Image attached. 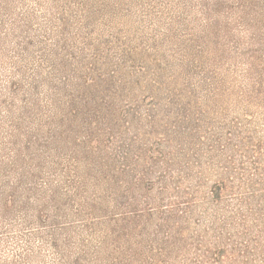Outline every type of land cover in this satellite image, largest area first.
Instances as JSON below:
<instances>
[{
	"label": "rangeland",
	"instance_id": "rangeland-1",
	"mask_svg": "<svg viewBox=\"0 0 264 264\" xmlns=\"http://www.w3.org/2000/svg\"><path fill=\"white\" fill-rule=\"evenodd\" d=\"M8 1L12 10L0 18L5 25L0 30V172L2 165L11 167L12 157L21 151L26 155L50 154V162L63 161L61 167L64 176L70 177L71 180L75 168L72 157L77 151L79 163L76 161V164L78 163L81 171L88 169V162L91 160H88L87 156L93 159L102 155L122 158L118 167L123 168L125 166L123 155L135 137L136 147L146 143L144 149L152 147L154 155L174 154L178 149L176 147L184 142V137L175 134L170 126L177 122L175 115L170 118L168 112L164 111V117L156 121L149 122L143 117L140 122L129 123L130 119L127 122L112 116L110 111L101 110L107 108L112 99H103L99 91L109 82L108 74L116 69L115 64L119 58L121 61L129 57L125 66L116 69L109 85L118 86L120 89L124 87L125 91L134 89L142 96H148L151 90L156 89L157 86H153L157 80L163 85L161 92H166L169 86L176 87L171 91L175 90L179 95L182 107L188 102L191 92L200 99L199 105H203L210 93V87L209 85L197 87L201 77L207 76L211 80L227 78L231 86L235 84L236 88H243L247 83L245 71L248 73L251 64H255V69L250 73L253 80L258 82V89L264 98V0H82V3L87 2V5H84L86 14H82L72 5L75 18L73 17L74 20L70 23L69 32L74 38L70 42V46L73 47L70 53L73 57L68 58L67 67L69 66L71 70L77 69L79 75L85 76L89 73L87 67L91 64L97 72H94L96 83L88 88L86 85L82 86V82H79L75 75H70V81L63 89L65 96L60 102L61 107L57 108L59 112L63 111L65 114L64 120H60L55 116L56 111L50 112L52 103L47 97L48 92H51L50 88L41 85L37 90V96L28 93L37 68L43 76L51 77L53 81L51 86L63 87L60 81L65 78L58 70L54 71L49 64H44L41 55L42 49L46 45L51 49L57 38L53 36L55 31L50 24V18H55L57 14L54 1ZM28 13L33 15V19L29 18ZM23 25L24 29L28 30L27 35L31 36L33 47L30 60L29 57H25L20 46L24 44L23 36L20 34ZM14 27L19 30L14 31ZM55 27L58 28V25ZM85 36L92 48L88 51H84L82 46ZM152 48L157 50L155 55L161 59L158 65L152 63V59L149 58ZM83 51L81 57L86 56L84 65H77L74 61L70 65L69 60L80 58ZM130 52L133 55L128 54ZM107 70L109 72H106ZM98 74L103 78L99 79ZM15 82L19 85L17 94L13 92ZM109 85L107 84L106 88ZM80 90L84 91V96L90 100L89 104H84L78 99ZM26 93L28 94L26 100L29 99L32 103L39 102L40 106L49 111L44 119L46 116L52 118L54 124L51 128L53 130L55 128L57 135L63 132L61 136H52L53 133L47 135L49 127L42 128L40 118L21 117ZM72 99L75 100L72 106L77 110L76 116L67 108L71 109L72 106H66L65 103L71 102ZM165 99L164 105H169L170 101L168 98ZM123 101H128V98L123 99L120 92L116 97L114 110L121 106ZM171 106H174L175 112L183 111L178 104ZM150 107L149 105L147 108ZM167 109L169 110L164 108ZM222 114L223 111L220 115ZM236 115L237 111L231 110L228 119ZM255 115L254 125L257 127L258 137L264 138V107ZM221 117L223 118V115ZM179 126L183 132L188 125L179 123ZM40 129L41 131H38ZM49 138L54 139L49 144L52 151L48 150L46 153L45 149L38 147ZM125 140L127 143H124ZM148 154L149 152L147 157H144L145 163L149 160ZM60 157L62 158L59 160ZM139 161L134 158L132 169H142V163ZM260 164L262 165L259 166V172H262L260 174L264 178V155ZM42 167L46 170L48 165L44 164ZM20 168L21 166L17 167V172ZM245 170L249 180L250 170L247 168ZM135 174L134 177L139 178V175ZM48 180L56 182L59 180V173L50 176L49 179L45 177L40 179V184ZM148 187L146 184V189ZM247 187L250 188L249 185ZM141 194H144L142 197L144 200H151L156 198L158 192L154 190L149 193L135 187L132 196L139 198ZM249 195L250 191L247 190L244 197L248 198ZM163 196L170 199L178 197L172 190L163 193ZM263 200L264 198L260 200L259 197L251 200L256 212L244 213L246 221L238 217L231 222L229 230L234 235L236 251L232 253V247L228 248L226 255L231 261L227 264H264V250H257L256 244L260 236V239L264 238ZM70 209L68 208L67 212ZM48 211L50 215L53 214L52 209ZM26 214L24 210L12 223H2L6 228L0 229V264H66L61 255L69 254L74 258L75 254L83 249L78 240L80 237L87 240L85 252L90 254L88 258L83 259L82 264H118L120 253H125L126 256L124 261H120L123 264H194L196 261L193 236L195 232L203 230V226H198L195 221L198 219L195 218L186 236L182 238L187 245L182 247L175 244L173 247L167 243L169 230L167 227L161 229V225L164 224L163 213L147 211L146 217L142 220L125 223L121 222V218H117L120 220L117 223L118 227H127L128 231L117 230L115 235L108 236V239L102 242L99 235L95 237V231L86 232L80 221L83 218L70 215L66 220L40 223L41 218H45V213L40 215L39 220L35 218L36 222L32 220L29 224L25 221ZM50 225L55 228L48 232ZM114 227L99 224L96 232L110 234ZM65 228L67 229L62 230ZM51 234H55L58 239V248L50 244ZM211 235L204 241L205 243L213 242ZM70 236L73 237V243L68 245ZM248 244L249 248H244V245ZM259 244L264 246L262 241Z\"/></svg>",
	"mask_w": 264,
	"mask_h": 264
},
{
	"label": "trees",
	"instance_id": "trees-1",
	"mask_svg": "<svg viewBox=\"0 0 264 264\" xmlns=\"http://www.w3.org/2000/svg\"><path fill=\"white\" fill-rule=\"evenodd\" d=\"M53 1L57 14L55 18H50V24L53 31H55L53 36L59 40L57 38L54 40L51 49L50 46L46 45L42 49L41 55L44 64H49L50 68L54 71L58 70L60 75L65 78L60 81L63 87L51 86L53 84L51 77L43 76V73L37 68L35 77L32 78L28 88V93L37 96V90L41 85L50 88L51 92L47 94L52 103L50 112L56 111L54 112L55 116L60 120H64L65 114L63 111L59 112L57 108L61 107L60 102L65 96L63 89L70 81V75H75L76 79L82 82V86L86 85L88 88L96 83V78L94 76L95 69L91 67V64L90 67H87L89 73H86L85 76L79 75L77 69L71 70L69 66L67 67L68 58L73 57L70 53L73 50L70 42L74 38L69 32L71 30L70 23L75 18L73 16V6L83 14L87 2L82 3V0ZM11 8L8 0H0V18L5 13L11 12ZM28 16L33 19L32 14L28 13ZM16 22L17 18L14 20V23ZM56 25H58V28L55 27ZM4 26V22L0 19V30ZM26 27L28 28V26ZM14 28V31L19 30L17 27ZM24 28L25 25L22 26L20 32L24 44L20 46L25 57H29L30 60L33 46L31 45V36L27 35L28 30ZM83 39V50L92 49L88 38L85 36ZM74 41L76 42V40ZM84 51L80 53V58L69 60L70 65L73 61L77 65H84L86 56L82 55L81 57ZM150 51L152 53L149 58L152 59V63H156V65L161 63V59L155 55L157 50L152 48ZM128 54H132V52ZM87 58L90 59V56L87 55ZM128 59L129 57H125L120 61L119 58L115 64L116 69L125 66ZM116 69L111 72H109L110 69L106 71L109 72L108 85L112 83L111 79L114 77ZM254 69L255 64H251L248 73L247 70L245 71V82L247 83L243 88H236L235 84L231 86V84H228L227 78H213L211 80L207 76L201 77L197 87L204 85L210 87V93L206 100L204 101L202 98L203 105H199L198 101L200 99L194 92H191L188 102L182 107L179 95L175 90L171 91L176 87L169 86L166 92H161L163 85L157 80L154 81L155 83L153 82V87L157 86L156 89L151 90L148 96L139 95L134 89L125 91L124 87L120 89L114 85H109L106 88V84L99 91V94L103 95V99L111 98L112 101L107 108H101V110L110 111L112 116L121 120L124 119L127 122L130 119L129 123L140 122L143 117L149 122H153L163 118V112L166 111L170 118L175 115L177 122L170 126L175 134L184 137V142L181 143V146L176 147L178 149L174 154L154 155L155 152L152 147L144 149L143 146L146 143L141 144V147H136L137 137H135L130 143L129 149L123 155L125 164L123 168L118 167L122 158L117 159L116 157L102 155L93 159L87 156L86 158L91 160L88 162V169L81 171L78 168L79 153L77 151L72 157L75 162L72 180L70 177L64 176V170L61 167L63 161H60V163L50 162V154H43L42 156V154L31 153L26 155L21 151L12 157L11 167L1 166L0 229L4 230L6 228L3 226V222L12 223L18 214L24 210L28 214V220L26 214L25 221L29 224L32 223V220L35 221V218L39 220L40 215L45 213V218H41L40 223L58 222L60 219L66 220L70 215H73L76 218H83L80 221L86 228V232L93 233L95 231V237L99 235L102 242H105L108 236L115 235L117 230L128 231L127 227H118L117 223L120 220L117 218H121V222L128 223L137 219H144L147 211L148 213L161 211L164 215V224L161 225V229L167 227L169 230L167 243L173 247L175 244H180L182 247L187 245L182 238L186 236V232L195 218L198 219L195 220L198 226H203V230L195 232L193 236L196 261L194 264L229 263L231 260L226 255L228 248L232 247V253L236 251L234 235L229 230L232 226L231 222L238 217L246 221L247 217L244 213L254 214L256 212L251 200H254L255 197H259L260 200L264 198V178L260 174L262 172H259V166L262 165L260 161L264 155V138L258 137L257 127L254 125L255 113L264 107V100H262L263 97L258 89V82L253 80L250 73ZM97 76L100 77L99 79L103 78L102 75L98 74ZM13 85V92L17 94L19 85L16 82ZM120 92L123 99L127 97L128 101L121 102V106H117L114 110V103ZM79 93L78 99L84 104H89L90 100L84 96V91L80 90ZM27 95L26 93L24 96L21 117L24 119L27 117L29 119L40 118V121L44 122H40L41 127H49L47 135L53 133L52 136H61L63 132L57 135L55 128L54 130L51 128L54 124L53 119L48 116L44 119L49 111L40 106L39 102L32 103L29 99L26 100ZM119 97L121 96L119 95ZM72 98H74L73 95ZM165 98L170 101V106L164 105ZM164 99L165 102H163ZM74 101L72 99L71 102H65L66 106H72ZM93 103L96 102L93 101ZM176 104L181 106L183 111L178 110L175 112L173 110L174 106L171 105ZM149 105L155 109L147 108ZM67 108L71 114L76 116L77 110L73 106L71 109ZM164 108H169V110H164ZM231 110H236L237 115L228 119ZM222 111L223 118L220 115ZM179 123L188 125L183 132L180 130ZM118 129L120 130V128ZM38 131H41V129ZM244 136H249V138H244ZM52 140L54 139L49 138L43 145L39 144L38 148L45 149L46 153L48 150L52 151L49 145ZM124 143H127V140ZM148 152L149 158L147 159L149 160L145 163L144 157H147ZM134 158L139 159V162L142 163L141 170L132 169ZM76 161H78L77 164ZM44 164L48 165L46 170L42 167ZM18 166H21V168L17 172ZM246 168L250 170L248 172L250 175L249 180L246 177ZM57 173H59V180L56 182L48 180L40 184V179L44 177L49 179L50 176L53 177ZM134 174L135 176L139 175V178H135ZM146 184L149 186L147 189ZM248 185L250 188L247 187ZM135 187H139L140 191L145 190L149 193L156 190L158 195L151 200L142 198L145 193L139 195V198L135 195L132 196ZM170 190L175 192L178 197L165 198L163 193ZM247 190L250 191L248 198L244 197ZM113 204L115 205L113 206ZM140 207L143 209L138 210ZM68 208L71 209L67 212ZM49 209H52V215L49 214ZM99 224L113 225L118 229L114 227L110 234L106 232L97 233L96 228ZM54 228L55 226L50 225L48 232ZM173 228L174 232H172ZM210 234H212L213 242L205 243L204 241ZM51 235L49 236L50 244L54 248H58V239L55 234ZM260 238L261 236L256 241L257 250H264V246L259 244L261 241L264 244V238ZM78 240L83 249L75 254L74 258H71L69 254L66 256L62 254L61 258L66 264H82L83 259L89 257V252H85L87 240L81 237ZM72 243L73 237L70 236L68 245ZM244 248L248 249L249 244L244 245ZM232 253L231 255H233ZM124 254L120 253L118 264H123L120 261L125 260L126 256Z\"/></svg>",
	"mask_w": 264,
	"mask_h": 264
}]
</instances>
